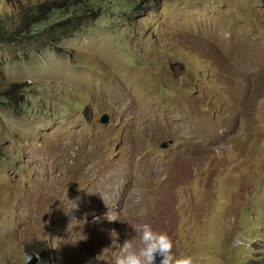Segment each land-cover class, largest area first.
<instances>
[{
    "label": "rangeland",
    "instance_id": "374dc122",
    "mask_svg": "<svg viewBox=\"0 0 264 264\" xmlns=\"http://www.w3.org/2000/svg\"><path fill=\"white\" fill-rule=\"evenodd\" d=\"M76 2L0 41V264H113L141 223L195 264H264V0Z\"/></svg>",
    "mask_w": 264,
    "mask_h": 264
},
{
    "label": "clouds",
    "instance_id": "9594fccd",
    "mask_svg": "<svg viewBox=\"0 0 264 264\" xmlns=\"http://www.w3.org/2000/svg\"><path fill=\"white\" fill-rule=\"evenodd\" d=\"M141 216L146 215L142 210ZM139 236V246L134 239H126L119 245V252L113 264H156L157 256L160 264H195L191 255L176 256L173 252V239L166 232L155 231L149 223H141L134 230Z\"/></svg>",
    "mask_w": 264,
    "mask_h": 264
},
{
    "label": "trees",
    "instance_id": "16d2710c",
    "mask_svg": "<svg viewBox=\"0 0 264 264\" xmlns=\"http://www.w3.org/2000/svg\"><path fill=\"white\" fill-rule=\"evenodd\" d=\"M71 4H63L59 5L57 3V0H55V3L50 4L48 10H43L41 11L40 15L41 18L40 20L37 19L34 15H23L22 12H18L20 14V22L19 24L15 27V29L10 33L8 30V24L11 23V19L7 20L4 18H0V41H6V40H18L20 37H22L23 34H27L29 37L32 36H37L40 34L41 30L44 28H48L50 24H55L57 22H62L66 18H72L70 22L74 19L73 16L77 14L78 10H85L82 7H78V3L76 0H70ZM96 1V0H92ZM94 3V2H93ZM60 6V7H59ZM91 6V5H87ZM88 12L85 11L84 15L88 16ZM93 15L97 16L96 13ZM87 17H84V20H86ZM83 20V21H84ZM82 21V22H83ZM49 24V25H48ZM49 30H52V27L48 28ZM53 32L49 33L50 35ZM19 84L13 83L9 89H6L4 94L0 95V100L1 101H6L8 97H12L13 93L16 91L18 88Z\"/></svg>",
    "mask_w": 264,
    "mask_h": 264
},
{
    "label": "water",
    "instance_id": "95a60500",
    "mask_svg": "<svg viewBox=\"0 0 264 264\" xmlns=\"http://www.w3.org/2000/svg\"><path fill=\"white\" fill-rule=\"evenodd\" d=\"M110 122V118L108 115H103V117L101 118V123L102 124H108ZM167 143L163 145V147H167ZM160 260H161V257L157 256V259H156V264H160ZM38 259L33 255V254H28L27 257H26V263L27 264H38Z\"/></svg>",
    "mask_w": 264,
    "mask_h": 264
}]
</instances>
